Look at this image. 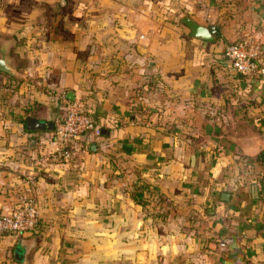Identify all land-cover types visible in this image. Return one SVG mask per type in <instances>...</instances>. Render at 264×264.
I'll use <instances>...</instances> for the list:
<instances>
[{
    "label": "crops",
    "instance_id": "1",
    "mask_svg": "<svg viewBox=\"0 0 264 264\" xmlns=\"http://www.w3.org/2000/svg\"><path fill=\"white\" fill-rule=\"evenodd\" d=\"M242 39L264 62V0H0L18 72L0 71V214L39 209L34 231L0 236V264H264V158L250 155L264 74L233 68L226 49ZM63 94L102 137L31 182L54 130L27 119L55 122Z\"/></svg>",
    "mask_w": 264,
    "mask_h": 264
},
{
    "label": "built area",
    "instance_id": "2",
    "mask_svg": "<svg viewBox=\"0 0 264 264\" xmlns=\"http://www.w3.org/2000/svg\"><path fill=\"white\" fill-rule=\"evenodd\" d=\"M261 54L260 44L249 39L232 43L226 49V56L233 68L246 75L264 74V62H259ZM60 99L63 113L55 120L53 136L42 139L40 152L31 157V182H34L35 172L70 160L80 150L78 140L82 136L102 137L103 127L89 113L84 100L68 99L65 94L60 95ZM38 220L39 209L36 204L22 201L11 211L0 214V236L30 233L35 230Z\"/></svg>",
    "mask_w": 264,
    "mask_h": 264
},
{
    "label": "water",
    "instance_id": "3",
    "mask_svg": "<svg viewBox=\"0 0 264 264\" xmlns=\"http://www.w3.org/2000/svg\"><path fill=\"white\" fill-rule=\"evenodd\" d=\"M183 22L191 29L192 36L207 41H216L219 34V29L216 25L204 26L198 23L195 19L188 16L183 19ZM0 71L18 75L17 70L7 61L2 50H0ZM27 127L29 130L53 131L55 122L43 120L37 117H29L27 119ZM37 143L38 141L36 139H33L31 141V146L35 147ZM95 146V144H92L91 149L95 150ZM258 154H262V157L264 158V144H259L257 147L253 148L250 151V155L252 156Z\"/></svg>",
    "mask_w": 264,
    "mask_h": 264
},
{
    "label": "trees",
    "instance_id": "4",
    "mask_svg": "<svg viewBox=\"0 0 264 264\" xmlns=\"http://www.w3.org/2000/svg\"><path fill=\"white\" fill-rule=\"evenodd\" d=\"M238 41H240V40H238ZM237 42V41H236ZM235 43V42H234Z\"/></svg>",
    "mask_w": 264,
    "mask_h": 264
}]
</instances>
